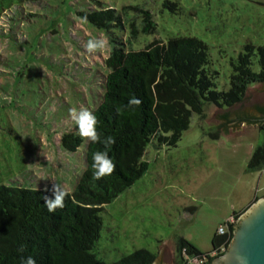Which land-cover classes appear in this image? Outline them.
Segmentation results:
<instances>
[{
	"label": "rangeland",
	"instance_id": "obj_1",
	"mask_svg": "<svg viewBox=\"0 0 264 264\" xmlns=\"http://www.w3.org/2000/svg\"><path fill=\"white\" fill-rule=\"evenodd\" d=\"M1 7L0 183L7 185L47 188L55 182L71 190L84 167L85 140L68 152L59 137L78 133L70 109L92 111L100 101L108 52H87L90 38H107L78 11H119L124 31L116 34H123L126 49L172 36L201 39L207 45V68L217 72V90L228 87L231 62L245 44L253 46L251 67L257 71L255 49L264 44V0H0ZM135 8L151 12L155 30L131 38L128 22L138 15ZM135 20L139 25V18ZM107 46L109 51L108 40ZM216 109L206 106L204 120ZM204 120L192 114L173 147L146 145V171L99 212L102 228L92 249L98 257L110 262L146 248L156 251V258L162 244L174 249L177 236L208 251L218 225L234 213L236 222L264 194V165L245 171L252 150L264 142V132L257 125L254 143L227 144L218 133L210 135L214 131L206 130Z\"/></svg>",
	"mask_w": 264,
	"mask_h": 264
},
{
	"label": "trees",
	"instance_id": "obj_2",
	"mask_svg": "<svg viewBox=\"0 0 264 264\" xmlns=\"http://www.w3.org/2000/svg\"><path fill=\"white\" fill-rule=\"evenodd\" d=\"M169 3L164 1L163 4ZM135 9L139 25L136 17L129 20L131 38L139 32L155 30L151 12ZM78 14L83 21L101 29L109 43L108 54L103 59L107 72L101 98L91 112L99 122L97 130L105 137L115 138V144L107 149L115 171L99 181L94 180L92 155L106 149L102 144L85 141L84 167L73 188L66 190L70 197L66 198L65 207L54 213H49L45 207L44 196L51 195L46 188L0 183V264H23L29 256L36 264H151L155 252L146 248H136L110 262L92 251L102 228L99 212L103 205L146 171L148 162L143 155L149 142L175 146L192 114L204 120L206 106L232 107L245 98L251 85L264 83V44L255 49L257 71L251 67L253 46L245 44L244 50L231 62L228 87L217 90L213 81L217 72L207 68V45L201 39L172 36L165 42L154 39L140 49H126L127 40L123 39V34H116L118 30L124 31V22L115 8H92ZM131 97L142 101L134 111L125 107ZM230 109L221 117L228 118ZM255 109L264 116V106ZM232 113L247 120L252 116ZM258 129L264 132V117L258 122ZM210 135L217 136L215 132ZM82 142L77 132H63L59 137V145L68 152H75ZM263 165L264 142L252 150L245 171L259 170ZM234 224L235 221L229 224V233L215 234L211 249L205 252L183 236H177L174 264H186L182 250L188 255L205 256L207 264H212L217 255H209L210 251L220 244H228Z\"/></svg>",
	"mask_w": 264,
	"mask_h": 264
},
{
	"label": "water",
	"instance_id": "obj_3",
	"mask_svg": "<svg viewBox=\"0 0 264 264\" xmlns=\"http://www.w3.org/2000/svg\"><path fill=\"white\" fill-rule=\"evenodd\" d=\"M256 106H264V83L254 91L246 92L245 98L231 108L228 118L221 115L226 109H216L205 119L206 130L223 136L227 144L239 140L252 143L256 137V126L263 115L256 111ZM237 113L251 116L247 120ZM174 252L170 243L160 246L158 256L151 264H172ZM212 264H264V194L255 198L239 215L226 249L212 261Z\"/></svg>",
	"mask_w": 264,
	"mask_h": 264
},
{
	"label": "clouds",
	"instance_id": "obj_4",
	"mask_svg": "<svg viewBox=\"0 0 264 264\" xmlns=\"http://www.w3.org/2000/svg\"><path fill=\"white\" fill-rule=\"evenodd\" d=\"M86 50L89 54L108 52L107 40L90 38L86 43ZM141 103L142 101L140 99L131 97L125 107L134 111ZM117 111L119 112L120 109H117ZM69 115L77 127L78 135L83 140L102 144L106 149L103 152H94L92 155L93 179L99 181L102 178L112 175L116 166L108 155L107 149L115 144V138L113 136L105 137L97 130L99 122L93 112L87 108H80L79 110L72 108L70 109ZM46 192L51 193V195L44 196L45 207L49 213H54L57 209H63L66 198L70 197V193L55 182H51V187H47ZM23 264H36V262L29 256L24 260Z\"/></svg>",
	"mask_w": 264,
	"mask_h": 264
},
{
	"label": "built area",
	"instance_id": "obj_5",
	"mask_svg": "<svg viewBox=\"0 0 264 264\" xmlns=\"http://www.w3.org/2000/svg\"><path fill=\"white\" fill-rule=\"evenodd\" d=\"M234 217L230 216L225 220L224 224L218 225L216 229V234H223L225 232L229 233L231 230L229 229V224L234 222ZM226 246L224 244L218 245L215 249L211 250L209 255L216 256L220 255L224 251ZM182 254L184 255L186 264H207V258L205 256L199 255H188L182 250Z\"/></svg>",
	"mask_w": 264,
	"mask_h": 264
},
{
	"label": "crops",
	"instance_id": "obj_6",
	"mask_svg": "<svg viewBox=\"0 0 264 264\" xmlns=\"http://www.w3.org/2000/svg\"><path fill=\"white\" fill-rule=\"evenodd\" d=\"M258 84V83H257ZM256 88V84H253V85H251L248 89H247V91L246 92H251L252 90H254ZM219 109H224V108H219ZM245 209V208H244ZM243 210V209H242ZM241 210V211H242ZM239 213V212H238ZM200 250V249H199ZM156 252V251H155Z\"/></svg>",
	"mask_w": 264,
	"mask_h": 264
}]
</instances>
